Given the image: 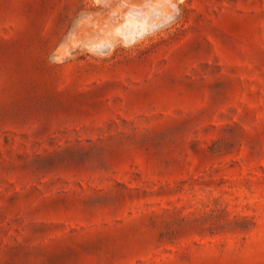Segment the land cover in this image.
Here are the masks:
<instances>
[{
    "label": "rangeland",
    "instance_id": "rangeland-1",
    "mask_svg": "<svg viewBox=\"0 0 264 264\" xmlns=\"http://www.w3.org/2000/svg\"><path fill=\"white\" fill-rule=\"evenodd\" d=\"M0 264H264V0H0Z\"/></svg>",
    "mask_w": 264,
    "mask_h": 264
}]
</instances>
